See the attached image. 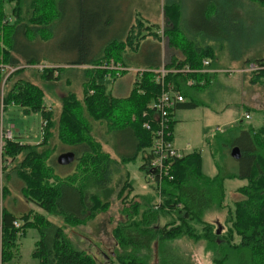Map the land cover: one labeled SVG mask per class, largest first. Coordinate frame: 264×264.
I'll list each match as a JSON object with an SVG mask.
<instances>
[{
  "label": "trees",
  "instance_id": "16d2710c",
  "mask_svg": "<svg viewBox=\"0 0 264 264\" xmlns=\"http://www.w3.org/2000/svg\"><path fill=\"white\" fill-rule=\"evenodd\" d=\"M68 1L0 0L3 111L9 106H16L25 113H40L44 122L39 143L21 142L13 134L11 139L4 140L3 156L13 160L22 156V159L18 160L13 172L6 171L7 183L3 185L2 199L9 195L14 176L22 181L21 191L27 201L35 203L53 217L62 218L64 223L59 225L33 209L17 214L3 205L0 211V264H11L19 257L20 239L28 227L39 231V239L32 252L38 264H103L88 251L77 247L67 235L66 227L84 225L105 211L113 191L110 184L114 175L120 173L121 166L133 161L140 152H143L141 169L145 178L150 172L154 133L146 129L144 123L154 120L152 106L161 91V85L155 79V70L163 60V51L158 43L162 35L168 37V45L173 48L166 67L193 70L170 71L166 76V81L185 97L184 102L172 108V134L176 123L175 110L202 105L200 91L209 86L216 76L214 72L200 71L205 68L204 60L211 62L209 69L213 67L210 49L179 37L180 4L173 0H166L163 6L169 23L163 31L161 26L147 24L136 16V21L127 27L123 37L98 39L97 42L92 34L98 29L101 15L98 12L84 13L85 18L73 37L71 58L62 62L52 61L50 64L53 67L46 69L47 78L52 79L58 68L56 66L90 67L85 69L89 76L85 82L84 99L70 94L62 101L63 110L58 122V140L62 149L58 153L73 151L80 172L61 177L56 173L59 164L56 157L51 158L53 149L49 146L53 137L52 128L56 126L53 110L46 108L43 90L20 77V73L29 67L38 68L46 61L42 59L43 55H38V51L42 45L56 39ZM209 1L194 18V23L198 25L195 34L206 30L213 17L209 11L211 4L214 9V4ZM251 1L264 6V0ZM10 4L12 7L8 10ZM210 30L215 33V29ZM135 58L145 61L132 64ZM103 59L113 60L125 70L118 73L100 67ZM250 62L264 64V54L247 60L246 64ZM131 66H137L131 92L123 97L114 95L110 90L111 84ZM6 67L14 70L9 73ZM249 74L252 82H264L261 73ZM190 80L194 82L192 85L188 84ZM0 117L3 118L2 114ZM93 121H100L106 127L118 159L102 151L100 142L93 136ZM244 121L241 119L238 128L228 131L229 143H223L230 150L235 145L240 147L239 172H219L213 177L206 175L202 171L200 149L173 159L172 178L165 177L160 189L152 186L153 191L143 195V201H135L124 209L125 220L112 231L118 248L107 264H151L155 245L159 257L155 264H184L165 249L168 243L182 236L206 240L216 255L215 264H264V118L258 127L249 123L247 128H243ZM117 138L121 145L113 143ZM208 144L211 145V142L208 141ZM129 176L128 172L125 181L119 180L124 183L118 196L123 197L125 204L128 202L125 191L135 189ZM236 177L246 180V184L238 187L241 198L235 200L232 209H228L230 218L227 221L233 222L232 226L228 234L218 241L214 239L213 224L206 222L204 215L207 211L227 207L224 181ZM163 218L169 220L161 224Z\"/></svg>",
  "mask_w": 264,
  "mask_h": 264
},
{
  "label": "rangeland",
  "instance_id": "374dc122",
  "mask_svg": "<svg viewBox=\"0 0 264 264\" xmlns=\"http://www.w3.org/2000/svg\"><path fill=\"white\" fill-rule=\"evenodd\" d=\"M173 1L180 4L181 15L177 28V31L181 34L179 37L182 40L192 41L200 47H208L207 49H210L211 56L214 59L213 67L216 68L213 71L216 74L213 81L200 91L199 99L203 104L196 109L176 110L175 146L184 154L193 150H202V171L208 176L213 177L219 172L238 173L240 161L232 157L231 150L226 144L230 140L228 139V131L236 129L240 125L231 129H228L229 127L226 129V126L221 122L205 125L202 121V112L205 104L214 109H220L229 101L235 103L243 100L244 112L248 110L247 112L252 117L248 120L245 119L243 123L245 126L241 127L247 128L249 123L255 127L262 124L264 118V82L254 83L249 73L242 74L239 71L240 68L246 66L247 60L255 59L264 54V6L251 0H210L209 2L214 4V9L211 4L209 15L213 17L209 20L206 30H200L203 31L200 32L201 34H195L198 25L194 23V18L199 16V12L207 4V0ZM165 3L166 0H95L93 2L69 0L66 3L65 15L56 39L49 44L42 45L40 51H38V55H43L42 59L46 61L42 62L38 68L36 66L29 67L20 73V77L43 90L45 106L47 109L53 110L56 126L52 128L53 137L49 145L53 149L52 151L49 148L51 158H57L60 154L58 153L59 150L62 149L58 140V122L63 110V98L73 94L80 100L84 99L86 95L85 82L89 76L85 69L90 67L85 65L56 66L58 68L54 71L52 79L47 78L46 69L53 67L50 64L52 61L62 62L71 58L73 37L79 31L83 18H85L83 14L98 12L101 15L98 29L92 34L97 42L98 39L110 40L123 37L127 27L136 21V16L141 17L147 24L161 26L160 29L163 31L169 24L163 7ZM11 7V4L8 5V10H11ZM106 19L109 20L105 21ZM210 29H215V33L212 34ZM168 41L166 35H162L158 41L163 51L162 64L165 65L170 62L173 51V48L168 45ZM134 60L136 61L132 64H140L145 61L141 58H135ZM105 61L108 60L103 59L102 63ZM135 77L136 71L131 68L113 81L110 90L114 95L127 96L133 87L134 81L132 80ZM121 82L125 86H122L118 91L117 86ZM0 90V114L3 116V118L0 117V133L4 128L10 130L20 141L22 139L25 143H39L42 140V128L44 127L40 113H25L16 106H9L3 111L4 91L2 87ZM187 100L189 99L187 98ZM92 125L93 136L97 137L102 151L113 157L112 141L106 127L100 121H93ZM219 125L225 127L226 130H217ZM208 141L211 142V145L208 144ZM113 143L119 145V138L113 140ZM4 144L2 149L0 147V170H2L3 185L6 182V171L13 172L12 169L16 167L18 160L22 159V156L18 160L5 158L2 154ZM142 155L143 152H140L133 161L121 166L120 173L114 175V179L110 184L113 191L108 197L109 204L105 211H102L84 225L66 227L67 235L76 246L97 257L99 263L107 264L118 248L112 231L119 222L125 220L126 212L124 209L135 201H143V195H148L153 191L151 187L154 184L146 180L141 169ZM56 169V173L61 177L76 171L80 172L77 161L68 165H58ZM127 171L130 174L129 179L134 182L135 189L132 192L129 189L125 191L124 196L128 195V202L125 204L122 202L123 197H119L118 194L125 181ZM120 179H124V181L121 180L122 184L119 181ZM245 184L246 180L238 177L225 179V202L227 207L205 213L204 220L213 224L214 239L221 241L220 239L228 234L233 223L227 221V218H230L228 209H232L235 200L241 198L238 187ZM21 186L22 181L20 179L12 181L10 193L3 200L4 207L8 205L17 213H20L22 208L25 207L33 209L43 213L49 219L54 220L55 223L64 225L62 218L53 217L35 203L26 201ZM167 220L169 218L161 219V224H165ZM220 226L221 230L218 232ZM38 239V229L28 227L26 233L20 239L19 257L11 264H38V260L32 255L35 242ZM208 245L209 243L203 238L198 237L195 239L182 236L168 243L165 249L175 258L181 259L184 264H215L216 255ZM153 251L151 264H155L159 260L156 245Z\"/></svg>",
  "mask_w": 264,
  "mask_h": 264
},
{
  "label": "built area",
  "instance_id": "2783aa9c",
  "mask_svg": "<svg viewBox=\"0 0 264 264\" xmlns=\"http://www.w3.org/2000/svg\"><path fill=\"white\" fill-rule=\"evenodd\" d=\"M204 69H201L202 72H213L210 70L208 66L210 65L209 60L203 61ZM2 66V65H0ZM100 67L108 68L117 71L120 73L125 70L123 66L120 64H116L113 60L105 61ZM9 70V73L14 69L6 67ZM239 71L242 74L245 73H261L264 79V64H259L258 62H250L246 64V66L240 68ZM170 71H193L190 68H185L183 70H171L166 67L165 64H161L159 68L155 70L156 73V82L161 85V91L153 103V109L155 112L154 120L147 121L144 123V127L148 130L153 131L154 133V141L151 146V159H150V172H148L146 179L149 183H153L160 189L161 182L165 177L172 178L171 168H172V160L175 158L182 157L184 153H182L179 149H177L172 141V131L170 129L171 121H172V108L177 104L185 101V97L181 94L180 91L176 90L171 83L166 81V76ZM8 73V74H9ZM193 81H188V84L192 85ZM249 113H245L243 115V119L248 120L250 118ZM154 124V126H153ZM217 130L221 131L220 128ZM173 135V134H172ZM12 138V132L10 130H6L3 128V131L0 133V147L4 144L5 139ZM3 180H2V170H0V211L3 208ZM15 225L18 226L19 223L15 221Z\"/></svg>",
  "mask_w": 264,
  "mask_h": 264
},
{
  "label": "crops",
  "instance_id": "0c3cea01",
  "mask_svg": "<svg viewBox=\"0 0 264 264\" xmlns=\"http://www.w3.org/2000/svg\"><path fill=\"white\" fill-rule=\"evenodd\" d=\"M211 63V62H210ZM132 67V70L133 71H136V67L137 66H131ZM216 68L212 67L210 68V70H215ZM136 78V77H135ZM135 78L132 80L134 81ZM122 86H125L122 82L121 84H119L117 87H118V91H120V88H122ZM132 89V88H131ZM131 92V90H130ZM129 92V93H130ZM118 93V92H117ZM118 96V95H116ZM121 97V96H120ZM201 106V105H200ZM180 108H178L177 110H179ZM193 109H196V108H193ZM244 109H245V106H244V103H243V100L242 102H235V103H232L231 101H229L228 104H226L223 108H220V109H214L212 108L211 106L205 104L203 106V112H202V115H203V124L205 125H210V124H213V123H216V122H221L224 126H226V129L227 127H229L228 129H231L237 125H239L241 119H242V115L244 112ZM185 110V109H184ZM249 113V112H248ZM175 115H176V110L174 112V119H175ZM251 115V114H250ZM252 117V115H251ZM176 121V120H175ZM176 124V123H175ZM174 124V128H173V135H172V141H173V144L175 146V138L176 136L174 135V132H175V127L177 125ZM218 128H220L221 130L225 129V127H220L217 126ZM19 139V138H18ZM20 140V139H19ZM21 142L22 139H21ZM176 147V146H175ZM112 151H113V157L114 158H117L118 157L116 156L113 148H112ZM12 179H17L15 178L14 176L12 177ZM25 199V198H24ZM26 200V199H25ZM27 201V200H26ZM23 202V201H21ZM10 210H12L14 213H17L16 211H14L11 207H9L8 205H6ZM30 209H27L26 207L25 208H22L21 212L20 213H17V214H22V213H25V212H28Z\"/></svg>",
  "mask_w": 264,
  "mask_h": 264
},
{
  "label": "water",
  "instance_id": "95a60500",
  "mask_svg": "<svg viewBox=\"0 0 264 264\" xmlns=\"http://www.w3.org/2000/svg\"><path fill=\"white\" fill-rule=\"evenodd\" d=\"M231 155L232 157H234L235 159H240L241 157V149L239 146L235 145L232 147L231 149ZM75 153L71 150L69 151H65V152H62L58 155L56 161L59 165H68V164H71L72 162L75 161ZM221 230V226L218 230V232H220Z\"/></svg>",
  "mask_w": 264,
  "mask_h": 264
}]
</instances>
